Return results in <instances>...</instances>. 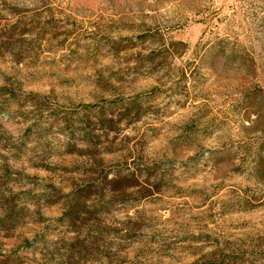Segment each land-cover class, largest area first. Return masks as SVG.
<instances>
[{
  "label": "rangeland",
  "instance_id": "374dc122",
  "mask_svg": "<svg viewBox=\"0 0 264 264\" xmlns=\"http://www.w3.org/2000/svg\"><path fill=\"white\" fill-rule=\"evenodd\" d=\"M0 264H264V0H0Z\"/></svg>",
  "mask_w": 264,
  "mask_h": 264
}]
</instances>
